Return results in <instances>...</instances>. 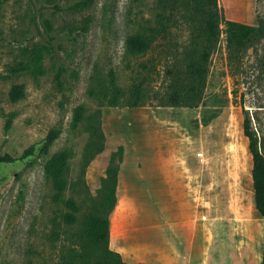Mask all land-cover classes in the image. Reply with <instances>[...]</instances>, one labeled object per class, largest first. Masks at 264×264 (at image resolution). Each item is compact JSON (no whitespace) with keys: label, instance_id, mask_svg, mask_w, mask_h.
Listing matches in <instances>:
<instances>
[{"label":"rangeland","instance_id":"374dc122","mask_svg":"<svg viewBox=\"0 0 264 264\" xmlns=\"http://www.w3.org/2000/svg\"><path fill=\"white\" fill-rule=\"evenodd\" d=\"M194 2L0 0V155L17 157L0 161V264H96L84 220L105 211L110 247L129 264H262L264 217L244 118L264 153V37L231 44L227 22L258 25L264 0H218L223 19L201 102L164 104L184 76L186 52L206 43ZM138 33L151 45L132 53L127 39ZM37 48H44L43 72L13 71ZM111 71L126 94L115 106L106 97ZM136 84L140 105H123ZM211 113L218 115L202 124ZM52 129L60 133L45 152ZM182 146L195 159L186 195L151 172ZM62 152L59 192L45 165ZM116 165L114 183L108 170ZM113 188L110 207L104 196ZM195 204V215L185 216Z\"/></svg>","mask_w":264,"mask_h":264},{"label":"trees","instance_id":"16d2710c","mask_svg":"<svg viewBox=\"0 0 264 264\" xmlns=\"http://www.w3.org/2000/svg\"><path fill=\"white\" fill-rule=\"evenodd\" d=\"M77 5L81 6L82 3H78ZM194 8L195 12L203 21L198 36L202 34L205 37L206 43L202 51H199L197 45L193 44L192 48L186 52L188 59L184 65V76H176L175 83L171 86V89L162 100L164 104L196 106L199 105L203 98L206 78L209 72L210 55L218 43L221 31L220 25L223 18L219 10L218 0H195ZM227 25L228 39L231 44H240L252 39L264 37V21L262 19L259 20L258 25L244 24L232 20L228 21ZM1 34L2 30L0 29V36ZM151 41V38L140 33L131 35L127 39V48L132 53L143 52L150 47ZM43 55L44 48H37L34 51L31 62L20 63L12 69L15 72L20 70L43 72ZM110 79V96L106 94V97H109L108 103L112 106L122 104L120 100L122 97H125L126 94L124 90L117 85L113 71L110 72ZM142 99L141 85L136 84L131 90L130 96L126 97L123 105L138 106ZM78 113L77 120L83 116L82 107L79 108ZM217 115L218 113L204 115L201 119L202 124L208 125ZM12 124L13 116H10L6 121L5 129L7 131L10 130ZM198 124L199 123L196 125ZM244 132L249 138V149L253 155L252 177L256 208L264 217V153L261 150L258 135L252 127V121L248 114L244 118ZM59 133V129H52L47 135L45 142L42 144L41 149L48 152L54 140L59 136ZM35 148L36 144L31 145L21 156L27 157L33 154ZM15 159H17V157L10 153L0 155V161H14ZM66 161L67 154L62 152L52 157L45 165L46 173L52 177L55 188L59 192L64 186V168L66 166ZM117 169L118 166L116 165L113 167L111 166L108 170L109 180L114 183L117 181L115 176ZM104 199L106 204L110 205V207H114L117 200L115 188L109 189L105 193ZM71 206L77 209L75 202H73ZM108 213L109 212L106 211L105 214L89 213L84 220L83 237L91 246L99 250V254L95 259L96 264H129L122 258L119 252L110 247V219ZM69 215L72 217V220H77V215L73 213ZM262 264H264V251Z\"/></svg>","mask_w":264,"mask_h":264},{"label":"crops","instance_id":"0c3cea01","mask_svg":"<svg viewBox=\"0 0 264 264\" xmlns=\"http://www.w3.org/2000/svg\"><path fill=\"white\" fill-rule=\"evenodd\" d=\"M192 156H194V153H193V150H191L189 146L187 147L182 146L181 148H177V149L175 148L171 150L169 159L164 165L158 164L154 167V169L153 168L151 169L154 179H156L157 175L160 176L161 174H163L164 180L166 178L167 182L170 183V185L173 186V188H177L181 186V189L183 190L184 195H186L187 190L192 188L196 180V177H194L195 180L192 182L193 184L192 185L190 183L187 184L188 177H190L189 175L191 174L190 169H189L190 163L192 165L195 162V159ZM191 161H193V163ZM197 199L198 198L196 195V201ZM195 209H196V204L194 206L193 214H189V215L186 214L185 216H190V218L191 216H194L195 212L197 211ZM195 220L197 219H194V220L190 219L189 224H191L192 226V223Z\"/></svg>","mask_w":264,"mask_h":264}]
</instances>
